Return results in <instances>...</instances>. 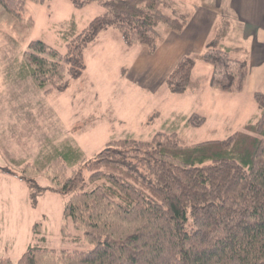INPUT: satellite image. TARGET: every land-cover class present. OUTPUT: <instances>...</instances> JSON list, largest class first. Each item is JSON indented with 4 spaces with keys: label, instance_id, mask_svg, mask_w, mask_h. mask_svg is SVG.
Here are the masks:
<instances>
[{
    "label": "trees",
    "instance_id": "trees-1",
    "mask_svg": "<svg viewBox=\"0 0 264 264\" xmlns=\"http://www.w3.org/2000/svg\"><path fill=\"white\" fill-rule=\"evenodd\" d=\"M47 1L0 0V6L23 21L28 2ZM69 1L76 8L99 3L104 13L82 31L69 24L64 54L42 41L29 43L24 63L46 94L65 92L84 76L85 51L109 29L128 46L155 53L167 33L183 32L193 0ZM217 32L200 56L179 61L166 80L171 93L188 91L198 60L212 67L213 90L244 92L248 64L221 47ZM254 99L258 119L224 140L189 145L178 132H158L150 141H112L71 175L56 159L46 176L65 199L63 231L70 221L94 249L30 246L16 264H264V88ZM204 123L197 114L187 119L191 129ZM24 171L33 191L38 172L30 165ZM0 264L14 263L0 256Z\"/></svg>",
    "mask_w": 264,
    "mask_h": 264
},
{
    "label": "rangeland",
    "instance_id": "rangeland-1",
    "mask_svg": "<svg viewBox=\"0 0 264 264\" xmlns=\"http://www.w3.org/2000/svg\"><path fill=\"white\" fill-rule=\"evenodd\" d=\"M193 4L212 7L215 2L204 0L203 6L200 0H193ZM226 11H220L213 33L218 30L221 47L229 50L233 59H241L244 50L238 46L237 20ZM102 13L104 8L99 3L76 8L69 0L28 2L23 21H19L0 6V256L10 258L14 264L30 246L69 252L94 249L70 221L63 231L65 199L55 192L46 172L56 159H61L71 175L112 141L151 139L138 135L137 119L145 117L148 105L166 103L162 95L153 97L140 91L152 89L142 85V74L132 68L137 51L119 48H110L112 54L103 56V64L95 62L101 60L99 57L94 62L89 58L96 47L85 51L89 70L66 92L46 94L45 89L35 85L24 63L29 43L42 41L64 54V33L69 24L74 22L82 31ZM192 17L189 15V19ZM101 67L105 72L100 76L104 78L98 75ZM196 70L204 79L206 69ZM156 90L163 88L160 85ZM69 103H78V110L68 109ZM176 103L174 109L166 103L172 110L164 116L173 111L174 128L189 145L224 140L239 129L241 116L226 124L220 118L212 119L203 129H191L187 122L181 127L183 102L176 99ZM199 104L196 101L191 105ZM72 139L74 152L70 155L63 152L62 144H71ZM26 165L38 172L32 176L36 184L33 191L24 182ZM84 176L88 180V171Z\"/></svg>",
    "mask_w": 264,
    "mask_h": 264
},
{
    "label": "crops",
    "instance_id": "crops-1",
    "mask_svg": "<svg viewBox=\"0 0 264 264\" xmlns=\"http://www.w3.org/2000/svg\"><path fill=\"white\" fill-rule=\"evenodd\" d=\"M203 2L204 0H200L201 5H203ZM214 2L215 5H212V7L198 5L191 7L193 17L189 20L183 32L180 34L167 33L155 53H150L140 46H128L122 35L111 31V29L103 32L86 51L96 47L95 52H92L89 58L94 62L99 57L101 60L95 62L100 64L105 62L103 56L112 54L110 48L123 49L125 52L137 51L132 68L142 74V85L145 88L152 89L140 91L146 95L151 94L153 97L162 95L166 99V103L173 105L172 109L177 105L176 99L183 102V107L180 108L182 113L181 127L194 114L205 118L204 125L199 129L207 126L212 119L220 118L226 124L229 121L234 122L241 116V121L237 125L239 126L237 131H241L249 123L255 122L261 114V110L255 102L254 94L264 88V0H214ZM223 9L227 10L228 14L233 15L237 23L241 25V33L239 32L240 44L238 46L243 47L244 52L243 55L240 54L241 59L239 60L246 61L249 69L244 92L233 95L213 90L209 84L213 69L208 64L198 60L192 73V85L188 91L182 95L171 93L166 85L168 76L182 58L192 56L195 53L200 56L205 51L206 45L213 34V27L218 21L217 17ZM97 54L100 56H97ZM199 67H204L207 71L204 79L198 76L196 69ZM88 70L89 65L87 64L86 71L88 72ZM104 72L103 67H101L98 75L100 76ZM160 85L163 90H156L160 88ZM196 101H199L200 104L191 105ZM166 103L157 104L156 106L148 105L145 109V117L137 119L140 132L138 135L153 138L158 132H176L174 128L175 115L171 114L173 111L164 116L166 111L172 110ZM66 107L72 110H78L79 108L78 103H69ZM174 114H176V110ZM222 127L226 129V127ZM235 131L231 132L234 133ZM225 132H230L228 127ZM151 139H141L139 141H150ZM67 143L66 145L62 144V150L71 155L74 152L73 139L71 144Z\"/></svg>",
    "mask_w": 264,
    "mask_h": 264
}]
</instances>
